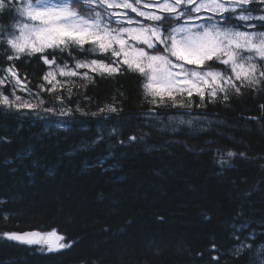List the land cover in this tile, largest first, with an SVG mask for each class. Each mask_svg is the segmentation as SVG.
Wrapping results in <instances>:
<instances>
[{
	"label": "trees",
	"instance_id": "obj_1",
	"mask_svg": "<svg viewBox=\"0 0 264 264\" xmlns=\"http://www.w3.org/2000/svg\"><path fill=\"white\" fill-rule=\"evenodd\" d=\"M249 7L264 15L259 0ZM16 22L0 14V28ZM250 23L257 28L241 29L264 31L260 21ZM11 54L0 47V71L14 67L39 102L33 109L0 105V264H217L213 257L264 264V81L229 90L227 101L173 94L189 109L169 106L167 95L153 104L144 78L123 65L112 77H60L65 87L42 91L51 85L40 54L9 61ZM72 55L112 63L106 55ZM64 61L74 66L67 55ZM203 67L232 74L213 61ZM141 133L144 140L128 141ZM217 149L247 159L225 156L232 166H221ZM244 223L246 231L233 232ZM52 229L73 246L48 252L2 235ZM234 235L252 250L234 253Z\"/></svg>",
	"mask_w": 264,
	"mask_h": 264
},
{
	"label": "snow or ice",
	"instance_id": "obj_2",
	"mask_svg": "<svg viewBox=\"0 0 264 264\" xmlns=\"http://www.w3.org/2000/svg\"><path fill=\"white\" fill-rule=\"evenodd\" d=\"M256 2L257 0H135V3L130 0H19L17 3V0H0V14H11L17 21L0 28V47H6L12 53L7 56L9 61L19 60L24 55L40 54L37 58L49 68L42 79L51 85L48 89L41 85L42 91H55L57 85L65 87L57 76L91 80L93 77L90 73H94L101 77H112L121 72L123 65L128 71L139 73L144 78L145 95L152 98L153 104L157 103L158 98L163 104L164 94H167L171 100L169 106L190 109V103L185 105L182 101H177L173 93L186 95L189 99L195 93L201 102L206 94L212 101L216 100L218 94H222L227 101L229 90L239 94L241 87L255 88L264 81V70L259 67V64H264V31L240 30L256 29L257 25L250 23L253 20L260 21L259 28L264 29V15L254 16L253 9L249 7ZM259 3L264 5V0H259ZM114 8L131 10L143 19H134L127 11H112ZM166 21L175 23L165 27ZM229 21L236 23L228 26ZM73 52L106 55L112 63L96 59L78 60L72 55ZM58 55L62 64L57 63ZM65 55L75 61L73 67H69L64 61ZM208 61L228 66L232 75L204 68ZM81 69L86 71L80 72ZM2 71L5 76L0 79V86L11 82L14 99L10 100L8 95L0 93V105L17 110L38 107L20 102V96L15 95L17 88L23 89L17 70L7 67ZM68 92L70 95L71 87ZM109 111L116 112L117 109L110 107ZM112 133L119 135L116 129H112ZM146 135L141 133L139 137L130 136L128 141H142ZM102 140L103 137L100 136L99 141L94 143ZM120 143L123 144L124 141ZM217 153L221 157L218 160L221 166H232L229 159H224L225 156L232 158L239 155L247 159L244 153H221L219 149ZM247 227L246 223L239 228L233 225V232L243 233ZM2 235L21 244L38 245L41 250L48 252L70 249L75 243H64L65 237L55 229L44 232H5ZM233 238L239 243L234 253L239 254L245 248L252 250L238 236L234 235ZM248 238L250 237H245ZM213 249L219 251L215 245ZM260 254L264 255V250ZM212 259L219 264L218 257Z\"/></svg>",
	"mask_w": 264,
	"mask_h": 264
},
{
	"label": "rangeland",
	"instance_id": "obj_3",
	"mask_svg": "<svg viewBox=\"0 0 264 264\" xmlns=\"http://www.w3.org/2000/svg\"><path fill=\"white\" fill-rule=\"evenodd\" d=\"M144 2H150V0H144ZM112 11L121 12V11H126V10H121V9L114 8ZM203 14L204 13H202L201 15H203ZM240 30H242V29H240ZM69 67H73V66H69ZM216 71H219V70H216ZM219 72H221V71H219ZM225 75H227V74H225ZM230 75H232V74H230ZM4 76H5V73L0 71V79H3ZM19 79L23 82V89L17 88L16 91H15V95L16 96H20V98H21L20 102H27V103H31L33 105H37L38 102H39L38 101L39 100L38 97L37 96H33L34 94L28 89V87L26 86V83L20 77H19ZM57 79L60 80V76H57ZM6 87H9V92L11 94L6 93V91H5ZM0 93H2L3 95H8L9 99L13 100L14 96L12 95V83L11 82H6L4 85L0 86ZM173 94H175V93H173ZM165 95H167V94H164V96ZM35 100H37V101H35ZM195 120H196V118H195Z\"/></svg>",
	"mask_w": 264,
	"mask_h": 264
},
{
	"label": "water",
	"instance_id": "obj_4",
	"mask_svg": "<svg viewBox=\"0 0 264 264\" xmlns=\"http://www.w3.org/2000/svg\"><path fill=\"white\" fill-rule=\"evenodd\" d=\"M31 231H38V230H29V231L15 232V233H25V232H31Z\"/></svg>",
	"mask_w": 264,
	"mask_h": 264
}]
</instances>
